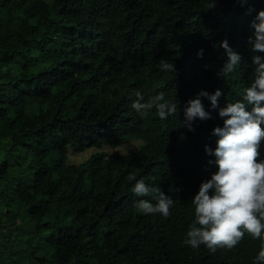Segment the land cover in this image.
<instances>
[{
  "label": "trees",
  "instance_id": "obj_1",
  "mask_svg": "<svg viewBox=\"0 0 264 264\" xmlns=\"http://www.w3.org/2000/svg\"><path fill=\"white\" fill-rule=\"evenodd\" d=\"M260 10L264 0H0V264H257L262 241L247 233L215 253L183 241L218 171L206 147L219 111L253 82ZM224 40L242 57L226 78ZM217 89L215 109L200 97L210 118L182 126L188 102ZM134 91L164 92L178 112L142 118ZM70 147L96 151L76 163ZM139 180L173 199L168 217L135 207L151 200L133 193Z\"/></svg>",
  "mask_w": 264,
  "mask_h": 264
},
{
  "label": "clouds",
  "instance_id": "obj_2",
  "mask_svg": "<svg viewBox=\"0 0 264 264\" xmlns=\"http://www.w3.org/2000/svg\"><path fill=\"white\" fill-rule=\"evenodd\" d=\"M241 5L248 0H239ZM215 3L210 7L213 8ZM254 9L249 8V14ZM254 36L249 37V50L252 53L254 79L242 93V100L229 103L220 109L219 115L224 118L223 127H216L213 134L218 136L217 147L213 150L206 147L209 155L215 156L214 163L218 171L211 179L202 182L198 194L192 200L195 206V220L187 231L183 243L193 249L205 245L210 252L218 248H234L245 236L261 240L260 250L256 256L257 264H264V159H260V147L264 142V10H260L251 24ZM228 56V62L219 75L226 78L234 73L241 63V55L234 51L227 40L221 42ZM198 56H203L201 49ZM162 71H175V66L161 59ZM136 97L132 108L142 117H147L155 109L159 118L167 119L178 112L177 104L166 100L165 93L145 100L140 91H134ZM222 95L217 89L214 94L201 90L196 99L188 102L185 109L184 127L193 131V122L199 118L206 120L210 113L205 111L200 97L208 98L212 108L218 107V98ZM251 105V111L248 106ZM213 163V161H209ZM130 180L135 176L130 175ZM214 190V191H213ZM140 199L135 207L143 214L170 215L173 199L166 195L160 186L147 185L144 180L137 181L132 189Z\"/></svg>",
  "mask_w": 264,
  "mask_h": 264
},
{
  "label": "rangeland",
  "instance_id": "obj_3",
  "mask_svg": "<svg viewBox=\"0 0 264 264\" xmlns=\"http://www.w3.org/2000/svg\"><path fill=\"white\" fill-rule=\"evenodd\" d=\"M139 144H140V141L123 142L121 144H116V145H106L104 147V149L107 152H112L115 150L128 152V151H131V150L137 148V146ZM93 150L96 151V149L94 147H92V148H88L84 151L77 152L72 147H70L69 148V161L70 162H76V163L82 162L92 153Z\"/></svg>",
  "mask_w": 264,
  "mask_h": 264
}]
</instances>
